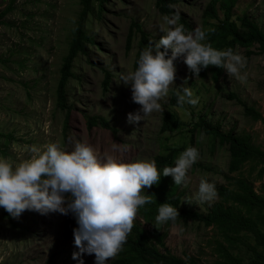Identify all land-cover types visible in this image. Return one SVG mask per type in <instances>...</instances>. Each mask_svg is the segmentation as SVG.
<instances>
[{"label":"rangeland","instance_id":"374dc122","mask_svg":"<svg viewBox=\"0 0 264 264\" xmlns=\"http://www.w3.org/2000/svg\"><path fill=\"white\" fill-rule=\"evenodd\" d=\"M210 1L177 0L174 10L195 29L202 24L203 10ZM155 3L156 0H108L102 18L95 15L89 18L87 26L96 45L90 47L87 57L81 55L75 62L77 77L68 87L66 105L71 106V111L67 113L58 106L56 89L63 58L82 10L81 0H14L13 3L0 0V11L13 7L3 24L0 23V134L3 135L0 159L17 165L30 158L31 146L44 151L46 145L58 143L61 150L71 153L79 142L93 146L101 160L112 155L120 162L130 163L154 160L157 154H164L171 147L192 146L199 151L195 164L202 167L195 169L193 165L188 173L191 183L187 188L181 186L182 205L207 213L219 201L217 197L210 204L185 202L197 191L201 179L215 183L216 187L225 184L229 162L228 146L200 129L193 131V125L203 118L220 125L221 132L249 134L255 145L264 148L263 125L246 117L244 108L229 98L230 93H236L264 116V55L249 57L244 48L235 49L247 59L242 72L248 75L243 82L230 79L225 70L217 83L209 76L206 80L190 79L187 66L177 59L176 78L170 89L191 87L198 103L195 106L186 103V110L171 109L169 89L160 101L161 112H154L146 122L131 124L128 114L139 111L141 106L132 101L130 86L119 83V73L133 71L140 56L139 36L134 37L130 52H126L133 21L150 33L151 40L158 42L165 35L160 30L165 15L158 12ZM234 13L248 14L264 30V0H239ZM104 70L112 74L108 91L102 86ZM190 80L195 82L194 86L189 85ZM172 110L186 126L178 133L160 134L162 114ZM97 116L109 120L118 130L117 135L99 127L90 130L88 117ZM205 166L210 170H204ZM254 186L263 192L264 177ZM135 220L144 223L138 215ZM64 222L65 215L32 211L23 212L19 218H7L0 208V264H46L53 255L58 264H80L81 260L83 264H95L94 255L85 253L79 260L72 258L79 249L74 245V237L68 241L63 238ZM165 230V248L161 252L168 251L181 258L194 257L199 264H216L219 235L212 227L188 221L169 224ZM241 249L244 256L249 254L246 247Z\"/></svg>","mask_w":264,"mask_h":264},{"label":"clouds","instance_id":"9594fccd","mask_svg":"<svg viewBox=\"0 0 264 264\" xmlns=\"http://www.w3.org/2000/svg\"><path fill=\"white\" fill-rule=\"evenodd\" d=\"M168 7L175 9L176 5L169 3ZM180 19L179 11L171 16H163L160 30L165 35L157 42L151 40L150 33H147L149 42L143 48L140 46V34L135 33L133 36V43L134 37L139 36V59L136 60L133 71L119 73V83L130 86L132 101L141 106L139 111L128 114V122L131 124L146 122L154 112L163 110L160 101L168 95L170 86L174 84L177 72L174 62L177 59H182L187 66L190 79L206 80V77H201V71L210 66L222 68L230 79L235 78L241 82L247 79V72H242L247 65L244 56L234 52L232 48L218 50L211 44L203 43L206 33L201 28L202 24L195 29L188 25L189 28L185 29L183 24L178 23ZM131 48L126 52H130ZM210 70L207 69L205 74ZM184 83L187 85L188 81L185 80ZM189 85L194 86L195 82L190 80ZM173 92L177 96L178 105L185 104L184 108L180 109L186 110V103L193 106L198 103V100L193 98L191 87L171 88L168 100L171 109L179 108L170 104ZM203 120L215 125L206 119ZM185 126L184 122L182 129ZM117 133L118 130L115 134ZM30 152V158L17 165L0 159V208L14 219L19 218L25 211L41 215L59 213L67 216L71 213L78 225L73 229V235L74 245L79 249V252L73 253L72 258L79 260L86 253L95 256V264H107L112 259L111 264L127 242L137 215L142 218L138 214L139 208L152 202L153 196L142 192L160 182L161 174L155 160L124 163L112 155H106L101 160L95 154L93 146L79 142L71 153L61 150L58 143L46 145L44 151L31 146ZM198 159V149L189 146L176 158L174 167L166 166L163 169V177L170 176L176 186L187 188L191 183L188 173L192 166L195 165V169L201 166L195 164ZM180 188L179 192H182ZM217 197L215 183L201 179L197 191L187 197L185 202L210 204ZM178 217L179 209L166 202L160 204L152 225L159 230V226L169 221L176 223ZM142 226L148 231L152 228L145 222ZM166 227L167 225L162 227V230L166 231ZM161 253L171 254L168 251ZM80 264H83L82 260Z\"/></svg>","mask_w":264,"mask_h":264},{"label":"trees","instance_id":"16d2710c","mask_svg":"<svg viewBox=\"0 0 264 264\" xmlns=\"http://www.w3.org/2000/svg\"><path fill=\"white\" fill-rule=\"evenodd\" d=\"M108 0H81L82 10L78 22L72 31V39L66 56L63 58L60 69V77L57 84L56 94L59 108L69 113L66 103L69 84L76 79L75 62L79 56L87 57L92 45H96L94 36L89 32L87 26L92 15L102 18L105 11V4ZM239 0H211L202 14V30L206 33L205 44H211L218 50L232 48L235 52L237 47L246 50L249 57L257 54L264 55V31L249 17L248 14L237 15L234 8ZM14 0H12V3ZM169 3L175 4L177 0H156L155 7L162 15H173L174 9L168 7ZM96 7V10L94 8ZM10 5L7 9L0 11V23L12 11ZM180 23L189 28L187 22L181 17ZM143 26L133 21L129 37L126 41V50L129 51L135 33L140 34L141 48L148 44L147 34ZM139 59V58H138ZM207 69H211L205 74ZM201 71V77L210 75L214 82H218L223 72L222 68L210 66ZM105 80L102 83L103 89L108 91L112 74L104 70ZM229 98L235 100L237 104L244 108L245 116L255 122H260L264 127V116L253 106H249L236 93H230ZM172 106L184 108L178 105L175 92L170 99ZM68 114L66 116L65 130L68 126ZM88 127L103 128L116 133V128L104 117H88ZM184 121L176 112H165L160 126V134L176 133L182 130ZM202 129L207 135L217 139L221 145H227L229 151V162L227 173L224 174L225 184L216 187L219 201L212 205L207 213L184 207L181 205L183 192H179L181 186H176L174 180L163 177V169L174 167V161L185 147H171L167 153L158 154L154 157L161 179L158 184H154L142 194L151 195L152 202L139 208L138 214L143 218L146 225H150L151 230L143 228L140 221L133 222L131 233L127 237V242L122 250L115 256L111 264H199L194 257L187 256L181 258L172 254H162L160 247L164 248V240L167 232L162 227L172 223L159 226L157 230L152 224L158 215L160 204L170 203L179 209V222H197L206 227H212L217 231L219 239L216 241V264H264V191L258 192L255 183L264 177V148L253 143L249 134H234L233 131L221 132L220 125H211L203 119H199L194 124V130ZM3 136L0 134V137ZM6 137H10L7 135ZM191 142H194L191 137ZM2 151V150H0ZM202 167V165L200 166ZM247 167V169H246ZM210 170L209 167H203ZM4 216H11L3 209ZM12 221V220H11ZM13 222V221H12ZM15 226L14 223H11ZM76 219L70 213L65 216L63 238L68 241L74 237L73 229L77 228ZM246 247L248 255L241 253V248ZM46 264H58L56 255L46 261Z\"/></svg>","mask_w":264,"mask_h":264}]
</instances>
